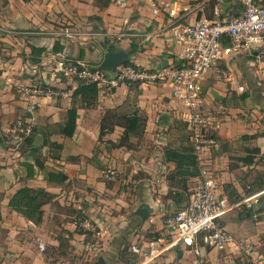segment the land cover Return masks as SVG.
<instances>
[{
  "label": "crops",
  "instance_id": "obj_1",
  "mask_svg": "<svg viewBox=\"0 0 264 264\" xmlns=\"http://www.w3.org/2000/svg\"><path fill=\"white\" fill-rule=\"evenodd\" d=\"M155 2H164L176 18L167 11L154 15L148 0H128L126 8L117 0H0V264H134L132 260L141 257L131 248L145 250L151 238L147 233L167 232L163 222L172 214L165 215L186 207L200 168H208L225 192L230 186L234 194L244 196L246 185L262 186L255 193L264 191V90L256 87L264 80V52L259 57L243 50L229 55L225 51L220 65L229 80L215 69L202 79V106L219 146L201 153L195 176L176 174V162L166 156L168 150L193 149L180 116L183 106L173 98L170 85L101 87L92 108L73 97L78 87L74 82L64 84L71 92L68 98H33L18 90L49 76V64L56 58L99 67L110 46L129 52L130 61L143 70L166 67L177 60L171 37L174 23L216 20L215 9L221 11L219 19L233 18L243 6L242 0ZM55 43L62 52L53 51ZM32 48L44 50L38 63L31 60ZM82 53L84 59L79 60ZM238 86L244 92L237 91ZM72 107L77 109V126L74 136L67 138L62 131ZM137 109L147 117L144 136L153 151L133 156V150L141 148L136 147L138 139L133 140V150L117 144L125 130L124 116ZM110 111L114 113L106 115ZM18 120L31 123L34 132L28 143L18 139L14 147L7 138ZM101 126L109 130L100 138ZM163 130L170 131L168 139ZM252 155L254 162L247 164L245 158ZM123 167L136 168L131 172L138 177L134 203L124 193L116 196L123 178L115 179L112 172L111 179L106 178L105 169L124 173ZM55 172L64 176L60 183ZM24 187L55 196L43 207L40 225L9 207ZM169 193L184 198L178 202ZM142 207L150 210L145 222L135 215ZM222 223L236 239L251 244L256 264H264V193L250 206L229 212ZM78 226L86 233H79ZM91 226L99 229L102 244L90 240ZM231 254L202 246L178 247L150 264H254L243 254Z\"/></svg>",
  "mask_w": 264,
  "mask_h": 264
},
{
  "label": "built area",
  "instance_id": "obj_2",
  "mask_svg": "<svg viewBox=\"0 0 264 264\" xmlns=\"http://www.w3.org/2000/svg\"><path fill=\"white\" fill-rule=\"evenodd\" d=\"M127 2L117 0L121 8H126ZM148 2L154 15L167 11L171 18H176L175 12L167 10L168 6L164 2ZM218 2L221 4L222 0ZM242 4V13L230 20L219 19L221 11L215 9L216 20H199L193 24L174 23L171 37L177 60L166 67L152 71L124 64L114 71L106 72L73 59L56 58L49 64V76L20 86L18 90L33 98L58 99L71 96L70 90L64 87L66 82H74L77 86L80 83L97 84L99 88L109 89L128 83L170 85L173 98L183 106L181 120L187 125L190 143L195 156L199 158L203 151L219 146L211 126V117L202 106V79L215 69L219 76L229 80L228 71L220 65L225 51L229 55L243 50L249 54L257 53L259 57L264 52V4L261 0H242ZM226 36L231 43L224 47L223 39ZM237 89L244 92L242 86ZM33 128L31 123L18 120L11 133L20 139L28 138ZM106 178L110 180L111 176L106 175ZM247 189L250 190V186ZM263 193L245 194L241 200L231 202L210 170L200 168L196 187L186 207L164 220L167 232L150 239L145 250L136 246L131 250L141 257L139 264H150L178 247L196 250L200 246L217 252H238L256 264L258 261L253 257L255 251L251 244L236 239L223 226L222 219L233 210L250 206ZM200 236H203V245L200 244ZM39 247L45 250L43 244Z\"/></svg>",
  "mask_w": 264,
  "mask_h": 264
},
{
  "label": "trees",
  "instance_id": "obj_3",
  "mask_svg": "<svg viewBox=\"0 0 264 264\" xmlns=\"http://www.w3.org/2000/svg\"><path fill=\"white\" fill-rule=\"evenodd\" d=\"M27 1V0H24ZM99 1V0H98ZM101 1V0H100ZM241 11L236 14L234 17L239 16L242 11L244 10V6L241 5L239 8ZM223 18V17H221ZM231 18H227V20H230ZM231 43L229 37H224L223 39V46L227 47ZM60 45L58 43H55L53 51L55 53L62 52L63 48L59 47ZM117 50V47L115 46H110L108 47V51H113ZM135 52V50H132V54ZM44 53V50H38L36 48H32V62L33 63H38L40 59L42 58V55ZM84 55L83 53L80 56L79 60H83ZM125 65H130L134 66L136 68H139L135 66L131 61L127 62ZM141 69V68H139ZM100 88L98 87L97 84H82L80 83L76 90L73 93L74 98H79L83 102V104L87 108H92L96 105L98 96H99ZM114 113L113 111L108 112L106 115H111ZM77 119H78V114H77V109L75 107H72L68 111V119L66 124L63 127L62 134L67 137V138H72L74 136V133L76 131V126H77ZM124 132L123 135L121 136L119 143L117 144L118 147H124L128 150H133L134 149V139L140 140L144 136L145 129H146V124H147V117L146 115L141 112L139 109L133 110L130 114L124 116ZM109 130L108 126H101L100 130V138ZM34 132V128H33ZM33 132L31 136L33 135ZM216 137V135H214ZM217 138V137H216ZM31 137L26 138L25 142H29ZM52 146L57 147L58 149L61 148L60 145H57L55 143L51 144ZM95 152L97 153V150L94 151V157H95ZM253 154L259 155L260 151L259 150H253ZM166 156L168 158H172L177 165V172L176 174H184L190 176H195L198 175V162H197V157L194 154L193 149H187V150H182V151H175V150H168L166 152ZM255 156H248L245 158V162L247 164H251L254 162ZM41 166V164H39ZM185 166H188V169H185ZM192 169V170H191ZM51 177V174H49ZM54 177H56L55 181L57 183H60L62 181V176L63 174L61 172H55L53 174ZM230 186H227L226 192L229 193V200L231 202H236L242 199V195L234 194V190L229 188ZM262 188V186H261ZM260 186L259 188L253 189L250 187V190L246 192V194H252L255 193L256 190L261 189ZM168 197H172L173 199L177 200L178 202L182 201L184 198L183 194H176L175 196L171 193L168 194ZM55 196L46 192L45 190L42 189H33L29 187H24L20 190H18L14 196L10 199L9 201V207L22 215L25 219L33 222L35 225H40L43 221V207L47 205L48 203L52 202L54 200ZM179 212V211H177ZM176 214V213H175ZM174 215V214H172ZM80 227L78 226V232L79 233H86L82 232L83 230H79ZM155 238V237H153ZM200 244L203 245V236L199 237ZM209 249V248H207ZM125 251V250H124ZM125 253V252H123ZM134 264H138L139 261L136 259L132 260Z\"/></svg>",
  "mask_w": 264,
  "mask_h": 264
},
{
  "label": "rangeland",
  "instance_id": "obj_4",
  "mask_svg": "<svg viewBox=\"0 0 264 264\" xmlns=\"http://www.w3.org/2000/svg\"><path fill=\"white\" fill-rule=\"evenodd\" d=\"M262 1H263L262 3L264 4V0H262ZM92 51H94V50H92ZM36 76L37 75H35L34 77H36ZM34 77H33V79H34ZM261 82H262L261 85H257L256 84L257 90H264V80L261 81ZM13 125H15V123ZM13 127L14 126H12V128ZM11 130H10L9 137L7 138L8 139L7 142L9 143L10 146H14L15 147L16 146V143L18 144V141L17 140L20 139V138H17L16 137L17 138L16 139L14 135L11 137V135H12ZM163 132H164L163 133V137L165 139H168L167 136H168V134H169L170 131L163 130ZM186 134L188 136V132ZM136 147H141L142 149L141 148L140 149L139 148L137 149ZM136 147L134 149H137V151H134L133 150V152H132L133 153V156H136V154L138 155V152H140L141 150L143 151L142 152V155L143 154L144 155L145 154H149V153L151 154V152L153 151V150H151V140L148 139V137L146 135L143 136L142 138H140L139 144ZM123 169L125 170L124 173H122L123 171H120V172L118 171L117 172V170H109V169H105L104 171H106V173H108L109 176H111V174L114 173L113 176L115 177V179H121V178H123L124 181L120 185V190H119L120 193H118L116 196H118L121 193H124V195H125L124 198L127 199L129 202L130 201H133V203H134L135 196H136V192L138 190L137 189V185H136L137 184L136 181H137L138 177H137V175H135V173L132 174L131 172H133L136 168H133V167H123ZM247 190L248 189H247V185H246V186H244V190L243 191L244 192H247ZM175 213H177L176 210L167 213L165 216H168V215H171V214H175ZM84 218H85V220H88L89 221V219L87 217H84ZM80 221L83 222L84 221L83 218H81ZM97 230H99V229L96 228V226L95 227H93V226L89 227V233H90V236H91L90 237L91 238L90 240H93V244H95V243L97 244L98 243V245H100V244H102V242L98 239L99 237L97 236V233H98ZM147 234H148L149 237H151L149 239H152L153 237H157L156 236L157 234L155 232L147 233ZM231 256L234 257L233 253L231 254ZM139 261H141V259ZM79 262H81V258H80Z\"/></svg>",
  "mask_w": 264,
  "mask_h": 264
},
{
  "label": "water",
  "instance_id": "obj_5",
  "mask_svg": "<svg viewBox=\"0 0 264 264\" xmlns=\"http://www.w3.org/2000/svg\"><path fill=\"white\" fill-rule=\"evenodd\" d=\"M130 59H131L130 53L123 49L105 51L103 60L100 63L98 68L102 71L111 72V71H114L119 66L124 65L127 62H129ZM149 214H150V210L147 207L139 208L135 212V215L140 217L143 222H145L148 219Z\"/></svg>",
  "mask_w": 264,
  "mask_h": 264
}]
</instances>
